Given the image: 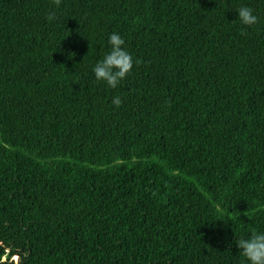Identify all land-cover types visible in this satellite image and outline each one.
<instances>
[{"label":"trees","instance_id":"1","mask_svg":"<svg viewBox=\"0 0 264 264\" xmlns=\"http://www.w3.org/2000/svg\"><path fill=\"white\" fill-rule=\"evenodd\" d=\"M113 31L134 63L110 89ZM252 229L264 0H0V264H241Z\"/></svg>","mask_w":264,"mask_h":264},{"label":"clouds","instance_id":"2","mask_svg":"<svg viewBox=\"0 0 264 264\" xmlns=\"http://www.w3.org/2000/svg\"><path fill=\"white\" fill-rule=\"evenodd\" d=\"M52 3L58 8L61 0H52ZM235 12L242 25L252 26L257 22V15L248 6H239ZM55 15V11H52L47 15V19L53 20ZM106 48L107 51L102 59L92 65L91 74L95 81L115 89L131 72L133 56L125 47L124 37L115 31L108 34ZM69 58H71L70 53ZM111 103L118 108L122 100L119 96H113ZM235 247L241 258V264H264V230L252 229L241 235L235 240Z\"/></svg>","mask_w":264,"mask_h":264}]
</instances>
